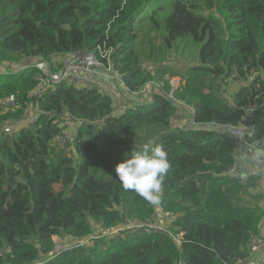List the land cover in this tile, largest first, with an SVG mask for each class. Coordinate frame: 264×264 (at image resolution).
Segmentation results:
<instances>
[{
    "label": "trees",
    "instance_id": "obj_1",
    "mask_svg": "<svg viewBox=\"0 0 264 264\" xmlns=\"http://www.w3.org/2000/svg\"><path fill=\"white\" fill-rule=\"evenodd\" d=\"M103 42L129 91L150 85L145 100L137 95L121 112L90 89L31 94L33 61ZM180 46L196 64L144 69ZM175 77L179 104L167 96ZM10 97L15 105L0 104V264H237L249 257L250 236L264 225V195H254L259 177L246 187L230 180L236 141L189 125L237 127L249 118L258 130L248 142L264 141V0H0V102ZM66 115L77 125L74 143L63 147L53 138ZM149 139L163 144L170 163L155 206L124 191L114 171ZM155 207L185 233L180 248L162 233L108 234L123 216L148 222ZM53 237L64 250L55 251Z\"/></svg>",
    "mask_w": 264,
    "mask_h": 264
},
{
    "label": "built area",
    "instance_id": "obj_2",
    "mask_svg": "<svg viewBox=\"0 0 264 264\" xmlns=\"http://www.w3.org/2000/svg\"><path fill=\"white\" fill-rule=\"evenodd\" d=\"M113 53L114 49L108 46L106 42H103L98 44L94 50L72 51L64 56H59V58L52 62L35 60L32 62V65L38 70V73L34 77L36 85L31 94L35 97H41L47 90H54L60 85L73 87L76 91L90 89L111 97L116 110L125 111L128 100L132 101L133 97L137 95L142 96V94L148 97L150 87L149 89L145 87L139 92L129 91L125 84V75L118 70V64L113 59ZM168 84L171 87L167 94L168 98L172 102H175V104H179L174 97V93L181 85L180 79L177 77L168 79ZM0 104L3 108H7L15 105V100L13 97H10L4 102H0ZM254 108L250 107L249 113L253 112ZM33 119L36 120L37 115ZM55 124L59 128V132L54 136L53 142L63 147L72 145L75 138L73 125L76 122L69 115H66L64 120L55 121ZM197 127L216 129L219 132L231 135L236 141L237 150L235 160L231 167L228 168L226 176L241 187H246L252 177L258 176L257 189L254 195L261 193V186L264 183V171L258 168L257 163L250 160L252 157L248 156V154L249 152L255 154L257 149H264V141L260 146L248 142L247 139L254 138L258 130L250 122L249 118L244 119L237 127L196 125L194 123L189 125L190 129ZM261 158L264 159V156H261ZM241 160L248 165L250 170L242 171ZM169 224L168 219L164 221L160 210L155 207L148 222L136 221L123 216L122 223L108 234L112 238H117L119 235L125 234H144L149 236L162 233L169 237L177 248H180L185 242V233L173 231ZM57 239L59 238L57 237ZM53 242L55 251L60 252L65 249L63 243L55 245V241ZM85 243H90V241L86 240ZM246 249L249 257L255 253L264 251V234L260 232L252 234L246 245ZM176 264H185V262L180 258Z\"/></svg>",
    "mask_w": 264,
    "mask_h": 264
},
{
    "label": "clouds",
    "instance_id": "obj_3",
    "mask_svg": "<svg viewBox=\"0 0 264 264\" xmlns=\"http://www.w3.org/2000/svg\"><path fill=\"white\" fill-rule=\"evenodd\" d=\"M254 155L264 156V149H257ZM169 170L168 153L156 139H149L139 150L126 154L114 169L118 178L116 182L124 191L135 193L153 206L160 202Z\"/></svg>",
    "mask_w": 264,
    "mask_h": 264
},
{
    "label": "rangeland",
    "instance_id": "obj_4",
    "mask_svg": "<svg viewBox=\"0 0 264 264\" xmlns=\"http://www.w3.org/2000/svg\"><path fill=\"white\" fill-rule=\"evenodd\" d=\"M156 44L159 43V41L157 40L155 42ZM141 57V56H140ZM161 58V57H160ZM160 60V59H159ZM196 58L194 56V58L192 59V55H190V53H188L187 51H182L181 46L179 48H177L176 50L170 51L169 53H166L164 55V60L163 63H152V62H147L144 63V69L149 70V69H153V68H158L159 66H166L170 69H174V70H182L185 67H188L190 65H194L196 64ZM161 62V61H160ZM146 87H150V85H147ZM235 85L232 84L231 87L228 89L227 94L233 93L235 90ZM146 99V98H145ZM77 124H74L73 127L75 128ZM262 167H264V164H262ZM53 241H55V245H58L60 243H64V240L62 239H57V237H53L52 238Z\"/></svg>",
    "mask_w": 264,
    "mask_h": 264
},
{
    "label": "crops",
    "instance_id": "obj_5",
    "mask_svg": "<svg viewBox=\"0 0 264 264\" xmlns=\"http://www.w3.org/2000/svg\"><path fill=\"white\" fill-rule=\"evenodd\" d=\"M141 97L144 100H145V98H147V96H145L143 94H142ZM249 155L251 157L253 156L251 152H249ZM257 158L252 157V159H250V160H252L253 162L257 163L256 165L258 166V168L261 169L262 171H264V167H262V164H264V159H262L261 157H260L261 159H257ZM241 167H242V171L250 170V168L248 167V165L244 161H242ZM261 194L264 195V183L261 186ZM260 233L264 234V225L260 229ZM238 264H264V251H260L258 253H255L252 256L247 257L244 261H242V262H240Z\"/></svg>",
    "mask_w": 264,
    "mask_h": 264
}]
</instances>
